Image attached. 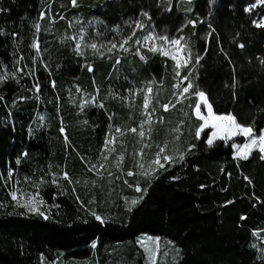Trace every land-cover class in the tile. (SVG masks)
Listing matches in <instances>:
<instances>
[{
    "label": "trees",
    "instance_id": "1",
    "mask_svg": "<svg viewBox=\"0 0 264 264\" xmlns=\"http://www.w3.org/2000/svg\"><path fill=\"white\" fill-rule=\"evenodd\" d=\"M260 1L0 0V264L110 263L127 253L130 264H149L141 235L173 242L176 264H264V155L236 158L242 138L208 144L210 130L199 137L193 112L203 92L215 115L264 130ZM145 16L155 35L180 40L186 66L139 46L79 53L73 40L92 23L127 37ZM182 81L192 85L184 100L175 90ZM149 83L172 104L156 113L166 122L154 125L163 133L151 152L177 135L178 153L144 177L130 131L142 99L129 106L124 95ZM84 94L97 104L84 105ZM118 127L125 138L113 157L122 159L109 179L99 177L93 164Z\"/></svg>",
    "mask_w": 264,
    "mask_h": 264
},
{
    "label": "rangeland",
    "instance_id": "2",
    "mask_svg": "<svg viewBox=\"0 0 264 264\" xmlns=\"http://www.w3.org/2000/svg\"><path fill=\"white\" fill-rule=\"evenodd\" d=\"M259 5L264 4V2L260 1L258 3ZM79 20H74V23L77 24ZM96 22V21H94ZM260 23H264L261 21ZM103 28V27H102ZM89 29L92 30V33H88V29L85 27H82V29L77 30L75 33L74 41L76 42L77 48L79 53H84L88 49L94 50L99 54L100 56L107 54V53H114V52H127V50L139 46L142 48V50L152 52V53H159L160 56H164L167 58L172 59L177 68H183L186 66L190 59L187 51L185 50L184 46L181 44L179 45H172L168 41H165L163 39H160V36L155 35V33L152 31L149 22H148V17L145 16L144 18H141L139 20L134 21L132 24H129V30H130V35L127 37L121 36V32L118 33L117 30H110L109 29H100L98 28L97 23H92ZM111 34H114V36H111ZM145 37H151L150 39H145ZM166 37V36H162ZM134 39V42L132 41ZM168 40H174L168 38ZM96 45L95 48L91 47V45ZM113 45H116V47H112ZM167 53V55H165ZM176 57V59H173V57ZM187 61V63H185ZM179 64V67H178ZM184 81H182L180 84L175 86V90H179V93L177 95L179 96L180 100H184L187 97V93L183 92V89L185 88L181 84H183ZM158 86H161L162 83H158ZM154 85L151 83L145 85L142 88V91L139 89H134L130 88L126 90L124 99L125 102L129 105L132 106L134 103H136L137 98L142 99V103L140 106V113L143 118L140 120V125L136 129L135 134V140L136 143L140 145V150L138 152V157L137 161L138 164H140V170L139 172L144 176H150L151 174L154 173L155 170L161 167V165H164L166 161L172 160L177 153H178V148L176 145V138L177 135L175 136L174 140H169L168 144L162 147L164 149L163 152H158L159 156L157 153L154 155L151 150L156 147L157 145V134L163 133L162 130L159 131L154 129L156 126L155 124L159 123H164L166 122L164 117L159 118L156 113L160 108H163V105H168L169 110L172 106L171 103L169 104H161V101L159 98L161 97V91L159 89H162L163 87L158 88L157 91H152ZM148 89H151V92L148 91ZM162 90H165L163 88ZM190 90V88H189ZM141 92V94H139ZM166 94V92H165ZM169 93H167L168 95ZM147 97V107H145V98ZM83 104L87 105L90 104L91 106H95L97 104V97L95 96L94 98H89L87 94L83 95ZM206 99V97H205ZM207 101V99H206ZM198 103L200 104V115L204 117V119H201L197 116L196 111L194 109V115L198 119L202 121V125H204L205 120L208 122V126L204 127L202 130L200 128L199 130V137H201L202 133L205 130H210V135L208 139V144H213L217 140H225L226 142L232 141L237 138H242L243 141H238L234 143L233 148H234V155L237 158H242V153L241 155H238V152L241 151V149H244L247 152V156L254 150L259 149L261 151V144L259 140V136L264 134V130L260 135H254L252 134L251 136L243 133L237 132L234 135L229 136L228 133L225 131L227 126L229 125V121H220L216 120L215 117H219L218 115H215L213 111L209 110L208 105H210L207 101L205 104L204 101L199 98ZM166 110V111H167ZM178 109H174L171 113L170 116H173L174 119L177 117ZM222 116H228V115H222ZM172 119V118H171ZM171 119L167 120L169 126L171 123ZM176 120V119H175ZM147 121V123H145ZM213 124H216L218 127H212ZM117 129H120V131H117ZM165 129V127H164ZM143 131L144 136L141 137L139 135V132ZM178 128L176 126L175 128H171V131L167 130L164 132V138L165 140H168V136L173 133H177ZM213 133H216V135H213ZM223 137V138H222ZM124 138H125V133L121 129V127L118 128H111V131L107 134L106 140H105V147L103 149L101 161L94 163L92 170L95 172V174L99 177L101 176H108V179L110 178L111 174L113 173V167H118V163L122 159V156H116L113 157V155L116 154L117 152V146L124 144ZM256 140V144L252 145V140ZM211 140V143L209 141ZM108 141H112L111 143H106ZM246 145H250L251 147L248 149H245ZM262 152V151H261ZM264 155V152H262ZM153 154L152 156H150ZM170 157V159L165 160L164 157ZM159 161L156 163V161ZM129 175H132V173ZM14 194V193H13ZM16 198L17 195L15 194ZM13 198V195H12ZM135 200L137 202V199H131L129 201V204L132 206V201ZM1 205V204H0ZM29 206H36V203L34 201H31L28 203ZM138 246L143 249L146 253L147 259L149 264H176L179 260L180 257V248L177 247L173 242H171L168 239L161 238L158 236H151V235H141L138 237ZM257 248L259 250L262 249L261 245L256 244ZM122 254V251H121ZM125 257L120 259H116L113 262L110 263H103L98 261V259L95 261L96 263L94 264H130V256L129 253L124 254ZM124 260V262H123ZM67 262L71 261H80L77 258H69L66 259ZM60 264H66L65 262H61ZM67 264H76V263H67Z\"/></svg>",
    "mask_w": 264,
    "mask_h": 264
},
{
    "label": "snow or ice",
    "instance_id": "3",
    "mask_svg": "<svg viewBox=\"0 0 264 264\" xmlns=\"http://www.w3.org/2000/svg\"><path fill=\"white\" fill-rule=\"evenodd\" d=\"M262 2H264V0H262ZM72 3H73V5H75L76 4V0H72ZM257 26L258 27H264V23H257ZM150 38L151 37H145V39H150ZM160 39L168 41L169 43H171L174 46L180 44V40H178V39L170 40V41L168 40V37H160ZM91 47L95 48L96 45L93 44V45H91ZM112 47H116V45H113ZM241 47H243V45H241ZM165 55H167V53H165ZM173 59H176V57L174 56ZM185 63H187V61H185ZM197 63H199V58L197 59ZM178 67H179V64H178ZM184 79H187V77H184ZM191 87H192V85H191V83H189L188 86L183 89V92L187 93L189 91V88H191ZM148 91L151 92V89H148ZM197 96L200 97L204 101L205 104L207 103V101L205 99V94L203 92H198ZM147 103H148V101H147V97H146L145 98V107H147ZM163 107H164L165 110L168 109V105H163ZM208 107H209V110H210L211 106L208 105ZM195 111H196V114H197V116L199 118L204 119V117L200 115V104L199 103H197ZM215 119L216 120H220V121H229L230 122L229 125L227 126V128L225 129V131L228 133L229 136L234 135L237 132L243 133V134H247L249 136H251L253 134V129L251 127H244V126L238 124L236 122V118L234 116H231V115L219 116V117H215ZM145 123H147V121H145ZM207 126H208V122H207V120H205L204 125L201 126V130L204 127H207ZM212 127H218V126L216 124H213ZM117 131H120V129H117ZM130 131L136 132V129L133 128V129H130ZM197 134H199V133H197ZM139 135L141 137H143L144 136V132L140 131ZM213 135H216V133H213ZM259 140H260V144H261V151L264 152V134L259 136ZM111 142L112 141H108L106 143H111ZM209 143H211V140L209 141ZM255 144H256V140L253 139L252 140V145H255ZM250 147H251L250 145H246L245 149H248ZM163 151H164V149L161 148L160 152H163ZM241 153H242V158L247 159V152L244 149H241V151L238 152V155H241ZM157 155L159 156V153H157ZM262 158H264V157H262ZM164 159L168 160V159H170V157L165 156ZM158 162L159 161L157 160L156 163H158ZM161 167H163V165H161ZM137 190H139V189H137ZM13 199H16L15 194H13ZM135 203H136V201L133 200L132 204L134 205ZM97 219H100V218L97 217Z\"/></svg>",
    "mask_w": 264,
    "mask_h": 264
},
{
    "label": "built area",
    "instance_id": "4",
    "mask_svg": "<svg viewBox=\"0 0 264 264\" xmlns=\"http://www.w3.org/2000/svg\"><path fill=\"white\" fill-rule=\"evenodd\" d=\"M236 157V156H235ZM237 158V157H236ZM13 199V198H12ZM14 201H18V198H16V199H13Z\"/></svg>",
    "mask_w": 264,
    "mask_h": 264
}]
</instances>
